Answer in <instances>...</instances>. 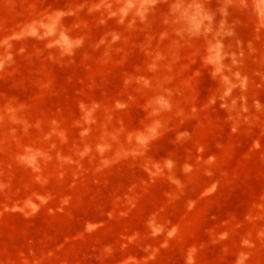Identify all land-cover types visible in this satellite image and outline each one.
Segmentation results:
<instances>
[{"label":"rangeland","instance_id":"1","mask_svg":"<svg viewBox=\"0 0 264 264\" xmlns=\"http://www.w3.org/2000/svg\"><path fill=\"white\" fill-rule=\"evenodd\" d=\"M0 264H264V0H0Z\"/></svg>","mask_w":264,"mask_h":264}]
</instances>
